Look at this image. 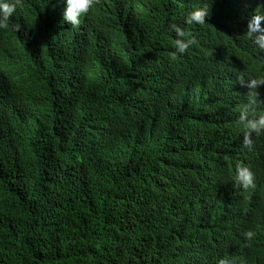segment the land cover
Here are the masks:
<instances>
[{
	"label": "trees",
	"instance_id": "trees-1",
	"mask_svg": "<svg viewBox=\"0 0 264 264\" xmlns=\"http://www.w3.org/2000/svg\"><path fill=\"white\" fill-rule=\"evenodd\" d=\"M130 1L99 0L111 2L108 19L124 15L97 54L58 36L26 65L29 94L0 103V264H253L241 233L249 217L264 223V209L244 213L248 195L233 188L228 220L195 225L194 193L172 191L183 185L172 164L184 172L194 148L215 152L222 140L254 163L264 201V135L251 149L224 139L247 97L220 98L224 72L264 73V52L238 37L264 0ZM208 2L209 24L186 25ZM171 23L195 37L176 59ZM223 227L235 235H216Z\"/></svg>",
	"mask_w": 264,
	"mask_h": 264
},
{
	"label": "clouds",
	"instance_id": "clouds-1",
	"mask_svg": "<svg viewBox=\"0 0 264 264\" xmlns=\"http://www.w3.org/2000/svg\"><path fill=\"white\" fill-rule=\"evenodd\" d=\"M126 1L130 7L132 1ZM110 3H99V0H0V84H4L0 89V103L6 101L10 94L22 97L29 94L35 80V70L27 71L26 65L36 58V48L55 45L58 36L69 34L76 44L87 45L97 54L101 49V40L106 38L104 33L107 24L124 15L108 19L106 10ZM209 16L208 2L192 9L184 22L186 25L209 24ZM25 18L31 19V23H26ZM169 31L176 34L173 41L175 50L170 54L176 59L189 50L195 43V37L176 23L169 24ZM238 37L246 41L253 51L264 52V3L258 4L247 21L244 34ZM204 70L207 71L206 68ZM221 81L224 86L220 96L222 101L235 104L247 97L239 109L238 121L233 125L228 124L230 127L223 131V137L251 149L257 136L264 135V96H260L258 91L260 86H264V73L237 75L226 71ZM162 103L158 98L156 104L160 106ZM209 117L210 113L203 116L204 119ZM217 145L221 146L215 152L205 149L204 145L194 148V152H200V155L191 167L182 168L184 172L175 167V162L172 164L175 172L183 174V185H177L179 188H173L172 191L177 196L194 193L191 200L194 201L193 214L197 217L195 225L221 226L228 220L233 215L225 216L233 207V188L248 195L250 202L243 208L244 213L264 209L263 198H257L258 194L261 195L263 184L255 188L254 163L242 153L226 148L222 140ZM163 184L169 186L167 182ZM173 186L170 184V187ZM178 189L181 190L176 191ZM248 223L249 228L241 233L245 246L249 245L247 257L253 264H264V223L250 217ZM235 233L223 227L217 229L216 235L225 234L229 239ZM216 264L247 262L244 258L225 255L218 258Z\"/></svg>",
	"mask_w": 264,
	"mask_h": 264
}]
</instances>
